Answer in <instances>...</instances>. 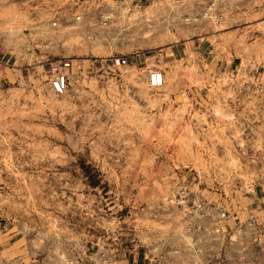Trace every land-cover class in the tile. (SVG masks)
I'll list each match as a JSON object with an SVG mask.
<instances>
[{
    "label": "rangeland",
    "instance_id": "obj_1",
    "mask_svg": "<svg viewBox=\"0 0 264 264\" xmlns=\"http://www.w3.org/2000/svg\"><path fill=\"white\" fill-rule=\"evenodd\" d=\"M0 47V264H264V0H0Z\"/></svg>",
    "mask_w": 264,
    "mask_h": 264
},
{
    "label": "built area",
    "instance_id": "obj_2",
    "mask_svg": "<svg viewBox=\"0 0 264 264\" xmlns=\"http://www.w3.org/2000/svg\"><path fill=\"white\" fill-rule=\"evenodd\" d=\"M90 1V0H89ZM106 1H112V0H104ZM116 1V0H114ZM84 5V4H82ZM112 18V14L108 13V12H101L98 14V21H100V24L102 26H106L109 21H111ZM76 20H79V18L77 17ZM165 82V75L163 72L159 71V70H149L147 73V84L149 87L151 88H160L164 85ZM67 83H68V79L67 76L65 74H58L56 76H54L51 80H50V88L51 91L53 93L54 96H61L65 93L66 88H67ZM258 90L263 92L264 90V85H262V83H259L257 85ZM241 137L243 138V134H241ZM243 147V145H242ZM241 147V149H242ZM243 150V149H242ZM93 261V260H91ZM111 263L112 260L110 258V256L107 255V253H100L99 256H97L96 260L93 261L92 264H108Z\"/></svg>",
    "mask_w": 264,
    "mask_h": 264
},
{
    "label": "crops",
    "instance_id": "obj_3",
    "mask_svg": "<svg viewBox=\"0 0 264 264\" xmlns=\"http://www.w3.org/2000/svg\"><path fill=\"white\" fill-rule=\"evenodd\" d=\"M75 1H83V0H75ZM0 47V82H11V78L18 80L19 76H22L23 69L21 67H18L16 65H11V57H9L7 54V51L1 49ZM207 48H200V52L202 55L209 54L210 51L207 53ZM179 51H171L170 55H178ZM232 66L236 67L235 64ZM3 80V81H2ZM255 194L257 197L255 199L264 200V180L261 181V183H258L255 188ZM258 200V201H259ZM129 253H132V251H129ZM146 257L142 256L141 253L134 252L132 256H128L127 260L123 261L125 264H145L146 263Z\"/></svg>",
    "mask_w": 264,
    "mask_h": 264
}]
</instances>
